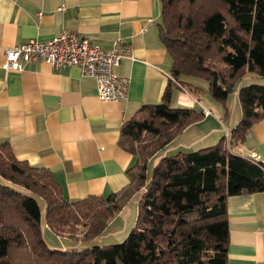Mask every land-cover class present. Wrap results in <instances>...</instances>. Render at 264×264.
<instances>
[{"label": "trees", "instance_id": "obj_1", "mask_svg": "<svg viewBox=\"0 0 264 264\" xmlns=\"http://www.w3.org/2000/svg\"><path fill=\"white\" fill-rule=\"evenodd\" d=\"M160 2L158 33L171 59V80L159 103L143 105L120 129L119 146L135 157L126 171L128 185L70 201L51 172L17 160L1 143L0 264H228L226 199L264 192V164L233 150L264 119V86L238 90L241 116L228 140L160 159L149 180L146 172L158 151L204 119L202 110L170 106L179 78L206 82L207 95L223 107L246 74L264 79V0ZM180 85L203 93L199 86ZM137 195L134 227L121 244L47 248L36 199L55 236L89 244Z\"/></svg>", "mask_w": 264, "mask_h": 264}, {"label": "crops", "instance_id": "obj_2", "mask_svg": "<svg viewBox=\"0 0 264 264\" xmlns=\"http://www.w3.org/2000/svg\"><path fill=\"white\" fill-rule=\"evenodd\" d=\"M160 14V0H0V144L7 143L17 160L51 172L70 201L107 196L129 183L126 171L135 157L119 146L120 129L143 105L159 103L171 80V59L159 39ZM66 31L103 50H110L117 40L129 48L115 70L129 79L126 100L100 101L94 79L77 67L58 71L31 62L20 72L1 69L4 50L30 40L48 41ZM178 80L201 87L203 93L198 99L176 83L170 106L206 109L209 115L151 160L212 146L230 133V112L224 118L222 106L207 95V85L193 78ZM259 82L264 85L263 79ZM235 150L264 164V119L248 129L244 144ZM138 199L137 195L132 200ZM226 211L228 264H264V192L230 196ZM127 212L124 207L95 241H77L78 245H99L130 230L134 223L130 228Z\"/></svg>", "mask_w": 264, "mask_h": 264}, {"label": "built area", "instance_id": "obj_3", "mask_svg": "<svg viewBox=\"0 0 264 264\" xmlns=\"http://www.w3.org/2000/svg\"><path fill=\"white\" fill-rule=\"evenodd\" d=\"M129 55V48L120 40L110 50H103L73 31L61 32L48 41L30 40L4 50L1 69L5 72L24 69L31 62H41L61 71L77 67L84 76L94 79L96 95L102 102L121 103L127 98L129 79L116 74L122 59ZM204 116L209 111L202 109ZM225 137L229 138V134ZM258 162L255 157H250Z\"/></svg>", "mask_w": 264, "mask_h": 264}, {"label": "rangeland", "instance_id": "obj_4", "mask_svg": "<svg viewBox=\"0 0 264 264\" xmlns=\"http://www.w3.org/2000/svg\"><path fill=\"white\" fill-rule=\"evenodd\" d=\"M259 80H261V79L256 77L255 75L253 77L245 76V77H242L240 79L241 83L240 82L239 83H240V85H242V87L243 86L245 87V86H248V85H251V84H258V85L264 86L263 84H259L260 83ZM198 82L204 87H206V85H207L206 82H204V81L199 80ZM239 83L237 85H239ZM195 96L198 99H201V97H200L201 95L200 94L199 95H195ZM233 96H234V92H232L229 95V97H228V99H227V101L225 103V107H223L221 105L224 111L226 109L227 111L230 112V116H231L230 123L227 126L228 127L227 131H231L236 126V124L238 123V121L240 119V116H241V110H240V104H239L238 97H233ZM233 98H235V101L232 100ZM233 150H234V147H233ZM234 152H237V150H235ZM157 162H158V160L156 161V159H153V160H151L149 162L148 168H147V172H146L148 180L150 179L152 169L157 164ZM0 183L5 184L1 179H0ZM36 201H37V203H38V205L40 207V210H41V216H42V218H41L42 237H43V240H44L47 248H49L51 250L69 251V252L70 251H74V250L82 249L81 245H78V243L76 241H72V240H70V239H68L66 237H57L47 227H45L44 218H43L44 204L39 199H36ZM137 206H138L137 202H135L134 200H132L130 203H128L125 206L126 207V213H128L127 211L130 212L129 217L127 218V220L130 219V222H129V223H131L130 224L131 225L130 228L132 227L133 223H135V220H136L137 209H138ZM131 229L128 230V228H127L124 232L117 233L115 235V239L112 240V241L108 242V241H106V239H104L105 242H101L99 244V247L121 244L127 238V236L130 233Z\"/></svg>", "mask_w": 264, "mask_h": 264}]
</instances>
